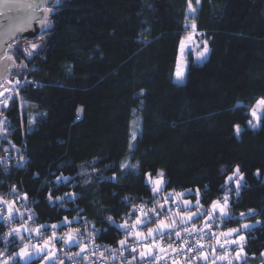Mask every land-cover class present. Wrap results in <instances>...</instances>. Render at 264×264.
<instances>
[{"label": "trees", "instance_id": "16d2710c", "mask_svg": "<svg viewBox=\"0 0 264 264\" xmlns=\"http://www.w3.org/2000/svg\"><path fill=\"white\" fill-rule=\"evenodd\" d=\"M189 2L54 6L37 52H9L19 64L11 74L27 82L5 117L28 163L7 175L0 166V187L22 194L40 227L87 219L100 240L118 246L127 204L156 198L146 176L162 172L159 195L191 191L203 215L227 196V216L216 222L223 231L252 224L242 231L243 264H262L264 113L259 129L248 123L264 100V0H200L195 24L210 53L202 65L190 58L180 85L174 75ZM237 168L238 189L227 182ZM8 235L0 225V264L15 245Z\"/></svg>", "mask_w": 264, "mask_h": 264}, {"label": "built area", "instance_id": "2783aa9c", "mask_svg": "<svg viewBox=\"0 0 264 264\" xmlns=\"http://www.w3.org/2000/svg\"><path fill=\"white\" fill-rule=\"evenodd\" d=\"M19 80V84L15 81ZM4 82L1 92L5 89L9 91L3 97H0V103L5 97L11 96L7 106L4 103L0 105V166L7 175L12 169H21L28 163L23 143L17 144L9 138L13 132L11 122L6 119L5 113L10 109L13 101L18 99L20 88L27 82L26 77L20 75H10ZM18 93V94H17ZM0 225L10 231L12 227H22L27 235L29 243L35 249L41 252L38 261L46 260L49 256L61 257L68 264H199L200 259H194L199 252L211 253L215 248L217 255L221 254L220 237L223 230L221 225L213 219L205 220L207 215H202L199 219L190 222H183L182 217L185 211L180 206H175L171 202H166L163 195H158L151 202H132L127 205L130 207L131 214L126 219L127 225L124 239L126 244L122 247L120 244L114 246L111 243L100 240V228L90 223L87 219L63 221L55 228L40 227L37 224V214L32 204L23 199V195L12 190L11 187L3 189L0 187ZM11 205V213L9 212ZM18 209V211H17ZM11 215V219H8ZM216 215V214H215ZM142 223L136 224L137 219ZM148 221L147 226L143 223ZM159 221H165L169 227L163 231V236H148V228L158 225ZM135 225V227H134ZM188 231L185 232L184 229ZM38 230V231H37ZM180 232V239H177L175 232ZM76 237V241L70 245L64 243L68 233ZM137 232L143 235L137 236ZM55 233V236H53ZM171 233V235H169ZM215 233V237H213ZM45 241H48L45 246ZM197 241L203 244L201 249ZM153 242L163 248L162 256H147L141 258L140 252L145 250ZM171 244L172 247H168ZM86 245V250L81 252V246ZM135 247L136 251L131 249ZM192 247L193 251H188ZM183 249V251H181ZM80 253V255H76ZM135 257V259H133Z\"/></svg>", "mask_w": 264, "mask_h": 264}, {"label": "rangeland", "instance_id": "374dc122", "mask_svg": "<svg viewBox=\"0 0 264 264\" xmlns=\"http://www.w3.org/2000/svg\"><path fill=\"white\" fill-rule=\"evenodd\" d=\"M190 2H191L192 7L195 9V11L190 12L189 11V5H188L187 22L185 25V36L182 39L184 46H183V48H181V43H180L177 66H176V71H175V75H174L175 83L180 84V85L185 83L190 58L193 57L194 63L202 65L207 60L209 53H210V49L208 46L207 39L204 37V35L202 33L197 31V28L193 29L191 27L192 24L195 23V17H196L200 2H199V4L196 3V0H190ZM41 42L43 43V40L40 39L38 36L31 43H36L38 45ZM205 42L207 43L208 51H207L206 55L204 56V58L199 59L198 57L200 56V53H202L204 51ZM31 43H26L24 40L19 39L13 44V48L14 47H22L23 50L25 48H27L33 54L34 52H37V50L33 51L30 49ZM25 55L27 57H29L27 55V53H25ZM21 67L23 69L25 66L21 65ZM178 71L181 73L182 81L178 80V77H177ZM20 76L22 77L23 75L20 74ZM260 101H264V100L263 99L259 100L250 112L251 123H248L249 128L259 129V127H260L261 118H262L263 113H264V104H260L259 103ZM254 111H255V116L253 115ZM253 125H256V126L253 127ZM239 129H240V131H239V133H240L242 131V129L241 128H239ZM139 132H140V128L136 133L135 132L133 133V134H135V138H133V135H132V145L134 144V141H135L137 135L139 134ZM230 176H232L233 179L232 180L227 179V182L233 183L235 188H237V184H236L237 180H239V185L243 184V178L240 179V177L242 176L240 172L236 173V171H235ZM157 181H159V183H157ZM146 182L151 186L153 193L156 195H159V194H161V192L164 189V184H165L164 174L162 172H160L156 176H152L151 174H148L146 176ZM190 193H191V191H184V192H176V193H170L167 195H163L166 202H171L175 206H180L185 211H190L189 213L187 212L183 215V217H182L183 222H190V221L198 218L199 216L203 215V212L200 209L199 199L194 200V199L188 197V195ZM71 196L72 195H68V197H71ZM197 201L199 203H197ZM216 202H218V207L213 209V204H212L208 210V214H207L205 220L213 219L215 214H218L220 217H226L227 216V206L225 208V212H226L225 216H221V212H220V207L224 205V202H219V201H216ZM189 217H190V219H189ZM164 224L168 225V223L165 221H164ZM244 225H248V228H244V227L235 228V229H239V231L233 233L231 236L226 237V236L221 235L220 242H222V244H224V247L221 248V254L217 255L216 249H215V253H213V251L211 253L208 252L205 254L207 256V260L200 259L199 264H213V262H215V264H229V261H231V264H243L245 262V252H244L245 244L244 243H245L246 236L242 231L245 229H250L253 226L252 224H249V223H246ZM157 227H158V225H155L153 227V229H155ZM167 228L162 229V231H165ZM229 230H231V229H229ZM229 230L223 231L222 233H227ZM9 233H11V235H8L5 240L11 239V242H14V240H15V245H14V248L12 249V251L9 250V247H6V249H5L6 251L1 255V264H4V261H7V264H25V262L20 259V255H19L20 249L22 247H24L25 245H27V251L32 256V260L30 261V264H53L54 262H57L56 264H60V262H62V264L66 263L65 259H61V257L56 258V256H50V257L48 256L46 258V260L38 261V258L40 256L41 252L38 251L37 249H35L34 246L31 243H29V240H28L27 235L24 231V228H22L20 226L19 227H12V229H10ZM155 235H159V233L154 234V236ZM240 236L244 237V239L242 241H240L238 239ZM21 237H23V240H21ZM226 240L229 241V243H225ZM232 240H236L237 243H230V241H232ZM241 246H242L243 250L240 254V257L237 258L236 251L239 250L241 248ZM226 250H227L226 258L225 259H219L218 257L221 255H224ZM149 251L151 252L150 255L148 254ZM144 252L146 253L145 257L157 256L158 258H160L162 256V251L160 250V245L157 242H153L148 247H145ZM8 253H10V254H8ZM262 264H264V263H262Z\"/></svg>", "mask_w": 264, "mask_h": 264}, {"label": "snow or ice", "instance_id": "6c2138e0", "mask_svg": "<svg viewBox=\"0 0 264 264\" xmlns=\"http://www.w3.org/2000/svg\"><path fill=\"white\" fill-rule=\"evenodd\" d=\"M62 0H51V4L54 5L55 7H59L61 4ZM200 0H196V3L199 4ZM0 3H2V5L4 7H6L7 12H12L14 9L17 10L18 12H22L21 15L16 16L15 18L12 17H8L6 16V13L2 10H0V17H4L5 19L8 20V24L7 26H4L2 23H0V27H4V31L6 33L7 39H4L3 37H0V42L3 43H7V41L9 39L13 40V43H15L19 37L16 36V33H22L27 29L32 28L33 23L35 22L36 24L39 25V38L43 39L44 34L47 32V30L50 28L52 21L49 19V13L52 11V8L49 7V0H39L38 3L36 2H27V3H20L19 0H0ZM43 10L44 11V15H37V12ZM189 11L190 12H194L195 9L192 7L191 2H189ZM193 29L196 28L195 23L192 24L191 26ZM183 41L181 42V48H183ZM8 47H12V44H9ZM38 47V45L36 43H31V49L35 50ZM208 49H207V43L205 42V48L204 51L202 53H200V56L198 57L199 59L204 58V56L206 55ZM24 52L27 53V55L30 57L32 56V52L29 51L27 48L24 49ZM8 60H12L13 58L11 56L7 57ZM14 63V61H13ZM10 66L5 65L4 67V71L7 72L9 71ZM177 77L178 80L182 81V76L181 73L178 71L177 72ZM20 81L16 80L15 84H19ZM5 91H7V89H5ZM18 94V93H17ZM4 93L0 92V96H3ZM12 97L8 96L5 97L3 100V103L5 104V106H7V102L8 100H11ZM260 104H264V101H260ZM253 115L255 116V111L253 112ZM251 123V121L249 122ZM256 125H253V127H255ZM239 127L237 126L236 128V132L237 134H239ZM133 138H135V134H133ZM122 167H125V165H122ZM236 173L239 172V169L237 168ZM243 177L241 176L240 179H242ZM229 180H232L233 177L229 176L228 177ZM157 183H159V181H157ZM237 184V188H239V180L236 181ZM49 199H52L51 195H49ZM57 199H60L59 197H57ZM3 203H8L7 201H0ZM227 202H228V198L227 196L224 197V205L220 207V212H221V216H225L226 212H225V208L227 206ZM197 203H199L197 201ZM216 207H218V202H213V209H215ZM11 205H9V212L11 213ZM18 211V209H17ZM243 215V214H242ZM11 215H9L8 219H11ZM190 219V217H189ZM109 220H111V217H109ZM140 223H142V221L138 218L136 221V224L139 225ZM145 224V226H147L148 221H144L143 222ZM53 228L56 227V225L52 226ZM120 227H126L125 225H120ZM135 227V225H134ZM169 227V225L164 224L163 221H159L158 223V227L153 229V228H148V236L152 237L154 236V234L159 233L161 236H163V231L162 229ZM244 228H248V225H244ZM38 231V230H37ZM185 232L188 231L187 228L184 229ZM239 229H231L229 230L227 233H222L221 235L223 236H231L233 233L238 232ZM9 235H11V233H9ZM143 235V233L141 232H137V236ZM171 235V233L169 234ZM53 236H55V233H53ZM175 236L177 239H180V232L176 231L175 232ZM213 237H215V233H213ZM240 241H242L244 239L243 236H240L238 238ZM21 240H23V237H21ZM76 241V237L70 232L67 234V238L64 239V243L67 245H70L72 242ZM120 245L123 247L126 244L125 240H121ZM225 243H229V241H225ZM230 243H237L236 240H232L230 241ZM48 241H45V246H47ZM197 245L199 248H203L204 245L199 243V241H197ZM168 247H172L171 244L168 245ZM220 247L223 248L224 244H220ZM86 250V245H82L81 246V252H84ZM133 252L136 251V248L133 247L131 249ZM164 249L161 248V251H163ZM194 249L192 247H189L188 251H193ZM242 246L239 250L236 251V256L237 258L240 257V254L242 252ZM181 251H183V249H181ZM213 253H215V248L212 249ZM148 254L150 255L151 252L149 251ZM20 259L23 260L25 262V264H30V261L32 260V256L31 254L27 251V245H25L24 247H22L20 249ZM76 255H80V253H76ZM146 253L144 251L140 252V256L141 258L145 257ZM227 255V250L225 251L224 255L219 256V259H225ZM262 255H264V253H262ZM133 259H135V257H133ZM194 259H204L207 260V256L203 253V252H199L197 254L196 257H194ZM4 264H7V261H4ZM60 264H62V262H60ZM130 264V262H129ZM213 264H215V262H213ZM229 264H231V261H229Z\"/></svg>", "mask_w": 264, "mask_h": 264}, {"label": "water", "instance_id": "95a60500", "mask_svg": "<svg viewBox=\"0 0 264 264\" xmlns=\"http://www.w3.org/2000/svg\"><path fill=\"white\" fill-rule=\"evenodd\" d=\"M19 2L20 3H27V2H36V3H38L39 0H19ZM48 6L51 7V8L54 7V5L51 4V0H49V5ZM0 10L4 11L6 13V16L12 17V18H15L16 16L22 14V12H18L15 9L12 12H7L6 7H4L2 5V3H0ZM53 13H54L53 10L49 13V19L51 18ZM37 15H41V16L44 15V11L43 10L38 11ZM0 23H2L4 26H7L8 20L5 19L4 17H0ZM39 32H40L39 25L34 22L33 25H32V28L27 29V30H25L22 33H16L15 35L18 36L19 39L33 40V39H35V38H37L39 36ZM0 37H3L4 39H7L6 33L4 31V27H0ZM9 44H12V47H8ZM13 44H14L13 40H11V39H9L7 41V43L0 42V92L2 91V88H4L3 86L1 87V84L3 82H4L5 86L9 87V83L6 82V80L11 75V73L13 71H16L18 69V67H19V64L16 62L14 57L12 55H10V53H9L12 50V48H13ZM39 46H40V43L38 44V47L35 50H33V51L38 50ZM30 49H31V46H30ZM8 56H11L13 59L12 60H8L7 59ZM13 61H14V63H13ZM5 65L10 66L9 71H7V72L4 71ZM8 92L9 91H4L3 93L5 95ZM3 96H0V97H3ZM2 103L3 102H1L0 105Z\"/></svg>", "mask_w": 264, "mask_h": 264}, {"label": "flooded vegetation", "instance_id": "af4514ba", "mask_svg": "<svg viewBox=\"0 0 264 264\" xmlns=\"http://www.w3.org/2000/svg\"><path fill=\"white\" fill-rule=\"evenodd\" d=\"M36 39V38H35ZM22 40H24L26 43H31L33 40H29V39H22Z\"/></svg>", "mask_w": 264, "mask_h": 264}]
</instances>
